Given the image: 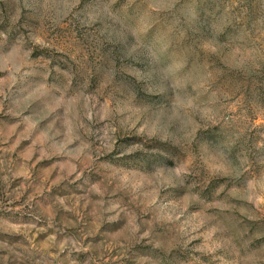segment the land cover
<instances>
[{
  "label": "rangeland",
  "instance_id": "obj_1",
  "mask_svg": "<svg viewBox=\"0 0 264 264\" xmlns=\"http://www.w3.org/2000/svg\"><path fill=\"white\" fill-rule=\"evenodd\" d=\"M0 264H264V0H0Z\"/></svg>",
  "mask_w": 264,
  "mask_h": 264
}]
</instances>
